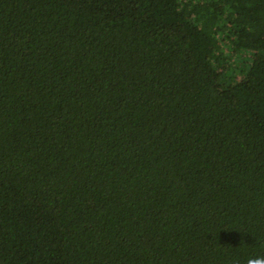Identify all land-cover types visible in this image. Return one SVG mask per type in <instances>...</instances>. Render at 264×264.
Listing matches in <instances>:
<instances>
[{
  "label": "trees",
  "instance_id": "1",
  "mask_svg": "<svg viewBox=\"0 0 264 264\" xmlns=\"http://www.w3.org/2000/svg\"><path fill=\"white\" fill-rule=\"evenodd\" d=\"M264 256V0H0V264Z\"/></svg>",
  "mask_w": 264,
  "mask_h": 264
},
{
  "label": "clouds",
  "instance_id": "2",
  "mask_svg": "<svg viewBox=\"0 0 264 264\" xmlns=\"http://www.w3.org/2000/svg\"><path fill=\"white\" fill-rule=\"evenodd\" d=\"M248 264H264V256L250 258Z\"/></svg>",
  "mask_w": 264,
  "mask_h": 264
}]
</instances>
